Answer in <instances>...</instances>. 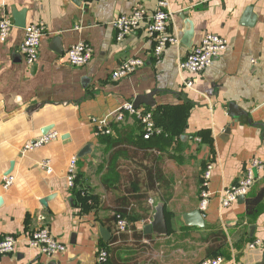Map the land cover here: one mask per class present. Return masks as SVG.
I'll list each match as a JSON object with an SVG mask.
<instances>
[{
  "label": "crops",
  "instance_id": "1",
  "mask_svg": "<svg viewBox=\"0 0 264 264\" xmlns=\"http://www.w3.org/2000/svg\"><path fill=\"white\" fill-rule=\"evenodd\" d=\"M158 1L0 0V17L13 23L0 42V240L18 238L14 252L0 254V264H98L101 249L109 264H195L216 256L222 264H263L264 179L257 177L228 207L219 193L253 157L264 166V0L202 6L166 0L167 33L180 40L184 19L194 23L190 48L172 43L154 55L145 21L116 41V17L137 7L151 13ZM13 10H24L25 26L44 24L33 65L19 50L24 28L14 25ZM210 32L225 37L227 48L188 87L179 61ZM77 42L92 49L82 66L67 61ZM130 57L143 66L112 79V70ZM148 93L153 105L136 108L151 113L160 134L145 140L139 119L114 116L123 103ZM51 131L55 139L24 150ZM71 157L76 177L69 186ZM44 159L52 172L40 165ZM207 164L212 196L200 212ZM6 176L13 178L7 189ZM196 210L202 223L192 218ZM115 211L129 222L127 231H117ZM40 228L65 249L45 255L27 247L28 234Z\"/></svg>",
  "mask_w": 264,
  "mask_h": 264
},
{
  "label": "built area",
  "instance_id": "2",
  "mask_svg": "<svg viewBox=\"0 0 264 264\" xmlns=\"http://www.w3.org/2000/svg\"><path fill=\"white\" fill-rule=\"evenodd\" d=\"M212 1L214 0H194V6H202ZM157 5V9L151 13L147 12L142 7H137L128 14H122L116 17L112 23L116 41H121L145 21L147 23L148 35L155 40L153 49L154 55L159 56L168 45L172 43H179L177 37L167 33L166 31L167 21L171 15V12L168 10L167 1L159 0ZM12 28L13 23L11 19L7 15H2L0 17V42L6 41ZM44 30L45 27L42 22L31 23L24 27V37L19 46V50L27 65H33L37 60L38 48L41 37L44 34ZM227 45L228 41L225 37L216 33H205L201 41L179 61V69L189 75V77L185 79V85L192 87L196 75L205 70L215 57L224 52ZM66 56L69 64L73 66H82L90 61L92 49L87 43L77 42L67 50ZM143 64L144 61L141 58L130 57L112 70L111 78L118 80L127 77L141 68ZM126 114L135 116L139 119L143 139L149 140L150 138L160 134V129L155 126L150 112L134 107L131 102H125L115 114L114 120L121 121ZM99 129L103 131V128L99 127ZM104 131L108 133L109 130ZM57 135L58 134L55 131H51L45 135L37 137L31 142L26 143L23 148L26 151L40 148L55 139ZM40 165L47 173L52 172L50 161L48 159L42 160ZM75 167L76 157H71L68 161L66 169V180L69 186L73 184L76 177ZM211 170L212 165L207 164L201 177L198 205V210L200 212L205 211L212 196L208 190ZM257 177L264 179V166L259 158L253 157L247 163L244 172L241 173L237 182L220 191L219 200L221 206L228 207L232 203H235L240 196H245ZM12 181L13 178L11 176L4 177L2 185L3 188H9ZM116 228L118 232L127 231L129 228V222L126 218L118 216L116 220ZM17 244V236H4L0 240V254L14 252ZM257 244L258 241H255L250 244V247H254ZM26 246L36 249L45 255H51L54 252L63 251L65 249L63 243L54 238L46 228H40L29 233ZM97 262L98 264H109L108 252L105 249H101L98 252ZM222 262L223 259L220 256H216L204 258L195 264H222ZM28 264L40 263L32 261Z\"/></svg>",
  "mask_w": 264,
  "mask_h": 264
},
{
  "label": "water",
  "instance_id": "3",
  "mask_svg": "<svg viewBox=\"0 0 264 264\" xmlns=\"http://www.w3.org/2000/svg\"><path fill=\"white\" fill-rule=\"evenodd\" d=\"M12 14L14 17V25L20 28H24L25 27L24 10L22 11L13 10ZM193 40H194V23L191 19L185 18L184 28H183L182 36L179 42L185 47L190 48L193 45ZM142 103L146 105H153L152 94L148 93L146 95H137L133 100L134 107H138ZM88 149H89V146L88 145L85 146L80 154L86 152ZM243 198L244 196H240L238 200H241ZM42 204H45V200L42 201ZM192 218L195 221L202 223V216L198 210L192 212ZM263 259H264V253H263Z\"/></svg>",
  "mask_w": 264,
  "mask_h": 264
},
{
  "label": "rangeland",
  "instance_id": "4",
  "mask_svg": "<svg viewBox=\"0 0 264 264\" xmlns=\"http://www.w3.org/2000/svg\"><path fill=\"white\" fill-rule=\"evenodd\" d=\"M122 179H123V180H126L124 175L122 176ZM127 179H128V177H127ZM118 216H120L119 212L115 211V213H114V218H116V217H118Z\"/></svg>",
  "mask_w": 264,
  "mask_h": 264
},
{
  "label": "trees",
  "instance_id": "5",
  "mask_svg": "<svg viewBox=\"0 0 264 264\" xmlns=\"http://www.w3.org/2000/svg\"><path fill=\"white\" fill-rule=\"evenodd\" d=\"M158 136H156V138H157ZM155 138V137H154ZM79 194V193H78Z\"/></svg>",
  "mask_w": 264,
  "mask_h": 264
}]
</instances>
